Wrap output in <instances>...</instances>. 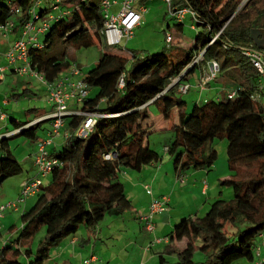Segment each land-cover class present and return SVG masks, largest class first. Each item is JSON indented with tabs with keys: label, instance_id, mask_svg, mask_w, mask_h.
Wrapping results in <instances>:
<instances>
[{
	"label": "trees",
	"instance_id": "16d2710c",
	"mask_svg": "<svg viewBox=\"0 0 264 264\" xmlns=\"http://www.w3.org/2000/svg\"><path fill=\"white\" fill-rule=\"evenodd\" d=\"M62 3L75 4L72 18L67 19L65 13L55 18L43 34L42 48H29L30 68L43 77L52 67L57 75L74 65L81 75L80 64L70 57L67 48L74 52L97 44L103 46L100 60L80 79L95 94L90 96L88 92L79 110L100 117L86 139L75 136L84 117L65 121V130L71 137L63 142L60 151L50 154L58 165L44 175L49 179L40 182L31 196L35 203L21 214L17 238L0 248V264H44L49 250L74 236L80 228L92 229L106 216L119 217L132 210L120 174L140 172L147 165L161 162V157L146 145L149 132L141 125L149 118L150 106H155L164 119L177 109V122L172 126L174 140L166 147V154L175 159L174 169L179 176L190 171H211L217 159L213 142H227L231 176L219 185L233 190L232 200L219 196L209 203L204 216L183 218L175 225L168 235L165 252L159 255L160 264L166 263L164 255L171 253L170 245L174 243L181 247L174 264L254 262L259 236L264 234V109L251 99L258 75L238 47L253 45L249 39L252 29L264 31V0H181L173 5L189 7L195 13L196 34L187 55H172L165 48L153 53L112 52L100 37L104 24L100 0H60L59 4ZM31 8V0H16L12 8L0 6V26L12 22L11 34H15L27 22L36 23L30 15ZM48 11L47 6L41 5L35 12L41 20ZM181 25L178 23L176 28ZM166 45L167 50L171 49V44ZM201 52L203 65L210 61L218 64L219 71L212 83L219 82V77L230 81L220 82L227 86L221 97L195 105L187 115L183 112L185 102L176 96V86H168ZM200 67L190 68L182 80ZM232 90L238 94L227 99L226 93ZM42 117L45 116H32L25 122L13 120V130L18 132L0 137V185L23 173L12 155L9 139L21 136L28 142H37L40 125L48 119L30 123ZM41 227L45 234L36 252L28 246L21 250ZM13 229L11 226L8 232ZM197 250L203 255L200 263L193 261ZM21 255L26 262L19 261Z\"/></svg>",
	"mask_w": 264,
	"mask_h": 264
},
{
	"label": "rangeland",
	"instance_id": "374dc122",
	"mask_svg": "<svg viewBox=\"0 0 264 264\" xmlns=\"http://www.w3.org/2000/svg\"><path fill=\"white\" fill-rule=\"evenodd\" d=\"M119 2L120 0H110ZM181 0H173L172 5L179 3ZM77 3L76 1H73ZM16 5V0H0V6H5L7 8H12ZM42 6H47L49 8L48 14H46L43 19L37 21L34 26L39 27L44 22H49L50 25L53 24V20H49L50 17L57 18L61 14L65 13L67 19L72 18L71 9L72 4L64 3L59 4L55 0H41ZM57 7L53 9V7ZM144 8L145 13L142 15V25L133 32V37L129 42L122 41L119 46H115L110 49L112 52H123L131 53L134 51L146 50L147 52H157L166 49V52L172 55H187L190 51V47L193 45L194 37L196 34L195 27L196 21H194L189 15L184 17L182 20L183 30L179 33L176 29L178 24L176 20L169 15L168 5L160 0H144L143 4H136V8ZM119 5H115L110 9L111 13H117L119 10ZM180 8V7H177ZM193 26V28H192ZM165 34H171L172 42L171 49L167 50V45L165 43ZM12 36V35H11ZM9 35V37H11ZM44 35H40V42H42ZM0 39H2L0 37ZM3 42H6L4 39ZM108 49V48H107ZM103 50L105 48L100 44H97L91 48L81 49L74 51L67 48V53L75 62H78L82 66V72L79 77H75L74 80L82 79L83 75L92 68L102 57ZM2 48H0V68L7 67V63L3 58ZM17 65H20L19 63ZM55 68L49 69L46 75H43L44 80L49 79ZM63 74L59 77L62 78ZM40 75L38 77L26 74H15L7 71L4 74L2 80H0V110L6 115L5 122H0V136L4 133L11 132L13 130V122L11 118H15L16 122H25L30 119V110H39L40 112H47V115L51 114L52 105L48 102V92L49 83L41 80ZM196 77L198 78V69H196L192 74H190L187 83L190 85V90L185 94H180L175 90L176 96L185 102L183 112L189 115L195 105H202L203 102L209 100H215L217 98L216 90L214 89V84H211L210 88H205L206 90H199L197 88V83L195 82ZM195 78V79H194ZM59 81V79H58ZM198 81V80H197ZM230 80L228 78L219 77V82L228 83ZM89 95L93 96L95 90L90 89ZM220 93V92H218ZM222 96V95H219ZM177 109L174 108L168 119L162 121L160 114L155 106L149 107V119L152 124H154L155 129H150L148 133L146 145L149 146L150 150L155 151L161 157V165L164 166L162 169V174L155 183L145 182L146 189L142 185V191L146 195L149 194L156 196H171L173 194V201L167 210L174 211L176 219H172L171 225L167 228H163L160 224L162 223L159 216L157 215L152 218L153 227H157L155 232H146L144 230V223L139 221L142 216H146L147 213H143L142 210L138 209L135 201L132 199V192L130 191V185L124 179L123 175L120 174V180L124 185L125 194L129 200H132V210L127 211L122 216L119 217H104V219L99 222L94 228H80L74 237L80 239L88 240L84 245L85 248L77 246L74 258L71 260L72 264H82V262L89 258L91 255H95L97 258H101L106 264H139V257L145 255L146 264H160L159 257L156 252H165V247L159 244L150 245L157 238L163 240L164 236H168L175 228V223L179 222L182 217L187 218L189 216L202 217L205 215L211 199V191L214 190L221 191L220 199L232 200L233 190L230 187L219 186V179L225 180L229 179L231 172L227 165V142L214 141L213 149L217 154V159L209 172L206 171H190L184 177L182 184L177 183L175 176L173 175V165L174 158L169 157L166 154V147L174 140V131L172 126L177 122ZM161 121V122H160ZM167 122V125H166ZM6 126V130L4 129ZM43 127H47L44 123ZM157 127V128H156ZM43 131H38V139H42ZM63 130L61 136H63ZM44 140V139H43ZM63 137L55 139L52 145L62 144ZM12 155L21 164L23 173L20 176L12 177L5 180L0 185V205H7L9 203L15 202L21 194L22 185L27 179H38L41 183H46L49 176H42L39 174V170L34 166L33 151L35 143L28 142L25 138L21 136L13 137L8 141ZM51 147V145H50ZM48 146L47 151L50 150ZM61 146L55 149L60 151ZM50 154V153H49ZM167 169V171L165 170ZM128 173L126 175H138L136 172L125 171ZM165 173H168V177H165ZM198 173H203L202 175H207L208 182L211 188L207 198L200 195L201 188L203 186V179L196 176ZM163 175V176H162ZM163 177V180H162ZM206 177V176H204ZM189 180V183L186 182ZM196 181V183H193ZM167 186V188H166ZM144 189V190H143ZM134 194V193H133ZM205 199V200H204ZM206 203L205 208L200 211L198 209V204ZM35 203V197H28L24 202L19 204L16 211L8 210L2 216L5 217V221L0 222V248L8 240L10 242L17 238L18 230L21 226V214L32 208ZM149 209V208H148ZM174 218V217H173ZM14 226L12 232H8V227ZM154 231V230H153ZM45 234V228L41 227L37 233L34 235L29 245H23L21 250H24L27 246L34 253L36 252L40 241L43 239ZM157 236V237H155ZM72 237V236H71ZM71 237L66 238L62 241L60 246L53 247L49 250V258L44 264H64V261L68 260L65 254L62 256L60 254L63 252V247L66 241ZM89 238V239H88ZM165 238V237H164ZM13 244V243H12ZM11 244V245H12ZM151 248L150 253L143 252L146 248ZM61 257V259L58 256ZM193 261L195 263H200L203 261V255L197 250L194 252ZM128 258V259H127ZM164 258L166 259L165 264H174L176 257L173 254L165 253ZM20 262H26L27 259L24 255L18 257ZM138 260V261H137ZM102 263V262H100ZM239 264H251L245 260L239 262Z\"/></svg>",
	"mask_w": 264,
	"mask_h": 264
},
{
	"label": "built area",
	"instance_id": "2783aa9c",
	"mask_svg": "<svg viewBox=\"0 0 264 264\" xmlns=\"http://www.w3.org/2000/svg\"><path fill=\"white\" fill-rule=\"evenodd\" d=\"M59 2L60 0H55ZM79 2H86V0H78ZM138 0H120L119 2L110 1V0H100V10L101 15L104 19L103 28L100 31V37L102 43L107 47L119 46L122 41H129L133 36V32L142 24V15L145 13V9L141 7L136 8ZM163 3L168 5V12L177 23H182L184 17L189 15L195 21V13L189 7H172L173 0H160ZM32 8L30 10L31 17L39 21V16L35 12L41 6V0H31ZM115 5H119V10L117 13H111L110 9ZM57 7H53L56 9ZM15 14H18V9L15 11ZM43 19V18H42ZM49 20H55L52 17ZM35 22H27L23 28L19 31L18 36L10 43L8 50L3 55L4 60L7 63V67L0 68V80L3 79L4 74L7 71H12L15 74H26L38 77L39 74L33 71L30 68L28 61V50L30 47L37 49L42 48V43L38 40V35H43L50 26L49 22H44L41 26H34ZM14 28L12 22H6L4 25L0 26V37L2 39L8 40L9 35L11 34ZM193 28V26H192ZM194 29V28H193ZM217 35L213 36L208 42L210 46ZM172 37L171 34H165V43L171 44ZM240 54L248 60L251 66L255 69L258 79L256 83V91L252 95L251 99L254 103L261 105L264 109V51H261L254 47L250 46H240L238 47ZM203 52L199 53L188 65H185V68L177 78L172 79L168 88L176 86V91L180 94H185L190 90V85L182 80V77L187 75L188 70L193 66H201L204 68L200 71V75L197 82V88L200 90H206L210 83L216 78L219 67L215 61H210L206 64H202ZM20 65H17V64ZM80 76V70L77 66L72 65V67L67 71V73L57 80L53 86L49 87L48 92V102L52 105V113L46 115L43 118L35 120L38 122L40 120H50L51 128L47 133V136L44 140L39 142L36 147V152L34 155V166L39 170V174L44 176L53 170L54 167L58 165L57 161L51 158L50 154L47 151V147L52 145L55 139L63 137V141H66L71 137L70 133L65 130L66 120L75 116L84 117L83 122L80 127L77 129L75 136L79 139H86L91 134L93 127L96 123L97 118L100 117L97 113H86L78 109L70 108L71 105L80 104L88 95V90L86 89L84 83L79 80H74V78ZM41 80L44 78L40 75ZM45 81V80H44ZM48 81H46L47 83ZM123 86V81L120 79L119 87ZM166 91V90H165ZM238 94L237 90L228 91L226 93L227 99H234ZM108 117V116H104ZM6 120V115L0 110V121ZM33 121V123H35ZM63 136H61V132ZM16 130L13 133H17ZM6 136V135H3ZM2 137V136H0ZM40 184V180L33 179L30 181H25L22 185V190L20 197L13 203L7 205H0V219L4 213L11 209V211H16L17 206L24 202L28 197L33 196ZM146 189V186H145ZM149 192V191H148ZM150 193V192H149ZM169 196H161L158 199H153L150 201L148 213L146 216H142L140 221L144 223V230L146 232H153L154 227L152 225V218L155 215L165 213L169 205ZM260 244L258 245L255 255L259 256L260 248L264 247V234L259 236ZM169 240L164 238L163 240H158L157 243H167ZM95 255H91L89 258L85 259L82 264H98V259ZM255 264H264V260H258Z\"/></svg>",
	"mask_w": 264,
	"mask_h": 264
},
{
	"label": "crops",
	"instance_id": "0c3cea01",
	"mask_svg": "<svg viewBox=\"0 0 264 264\" xmlns=\"http://www.w3.org/2000/svg\"><path fill=\"white\" fill-rule=\"evenodd\" d=\"M143 1L144 0H138L137 2L139 3H142L143 4ZM142 25V24H141ZM140 25V26H141ZM139 26V27H140ZM138 27V28H139ZM137 28V29H138ZM137 29H135V30H137ZM180 29V30H179ZM177 28L176 30L179 32V33H181L182 32V30H183V24L181 25V27L180 28ZM18 34H19V32H17V33H15V34H10V36L11 37H9V39L8 40H6V42H3V40L4 39H0V48H2V50H3V53L5 54V52L8 50V48H9V46H10V43L18 36ZM37 38H38V40H39V38H40V35H38L37 36ZM131 40V39H130ZM40 41V40H39ZM127 42V41H126ZM129 42V41H128ZM143 51V50H142ZM144 51H146V50H144ZM152 53V52H151ZM205 67V66H204ZM203 67V68H204ZM203 68H201V70L203 69ZM81 72H82V66H81ZM200 69H198V78H199V75H200V71H201ZM54 73H56V72H54ZM53 73V76H51V78L48 80L49 82V85H52V84H54L58 79H60L59 77L63 74V76L67 73V72H64V73H57V75L56 74H54ZM54 76H55V78H54ZM63 76H62V78H63ZM52 78H54V79H52ZM198 78L196 77V79H195V82L197 83L198 81ZM189 79V76H188V78H187V80ZM187 80H185V82H187ZM211 84H214V89L216 90V93H217V98L218 97H221V96H219V95H222V94H224L225 92H226V90H227V86H223L220 82H216V83H211ZM211 84H210V86L208 87V88H210L211 87ZM218 92H220V93H218ZM70 108H72V109H78L79 110V104H77L76 106L75 105H71V107ZM29 112H31L32 114H31V116L30 117H32V116H38V117H40V116H46L47 115V112H40L39 110H30ZM43 118V117H42ZM160 118H162V116L160 117ZM31 119V118H30ZM13 120L15 121V118H11V121L13 122ZM38 120V119H37ZM163 120H165L164 118H162V121ZM40 121H42V120H40ZM0 122H4V121H0ZM39 122V121H38ZM161 122V121H160ZM36 123V122H35ZM35 123H33V122H31L30 123V125H33V124H35ZM44 123H46L47 124V127L45 128V127H43V124ZM13 124V123H12ZM141 125H142V127L144 128V129H147V131L148 132H150V129L152 130V129H155V126H154V124H152L151 122H150V119L148 118V119H146V120H144L142 123H141ZM166 125H167V122H166ZM13 128H14V124H13ZM50 128H51V122H48V121H46V122H43L41 125H40V130L39 131H42V130H44L43 131V138L40 140V139H38L37 140V142H35V147H34V150H32L33 151V160H34V155H35V152H36V147H37V144L39 143V142H41L43 139H45L46 138V136H47V133H48V131L50 130ZM157 128V127H156ZM4 129L6 130V126H4ZM13 132H15L14 130H12L11 132H8V134H7V132L6 133H4V135H6L7 137L8 136H10V135H13V134H16V133H13ZM64 143H62V144H60V145H58V144H56V145H51V147H50V150L48 151V153H53V152H55L56 150L55 149H57V148H59V146H61L62 147V145H63ZM166 149V148H165ZM164 168V166L163 165H161V163H156V164H151V165H147L146 167H144L140 172H136L138 175H126V174H128V173H125V172H123L122 173V175H123V177H124V179L127 181V183L130 185V188L129 189H131L130 191L132 192V199H136V201H135V203H136V205L138 206V209H140V210H142L143 211V213L145 212V213H147L148 212V208H149V204H150V201H152L153 199H158V198H160L159 196H154V195H152V194H149V192H147L146 193V195L143 193V191H142V185L145 187L146 186V183L145 182H152V183H155L157 180H158V178L161 176V172H162V169ZM173 175L175 176V179H176V181H177V183H179V184H182L181 182L183 181V179H184V177L187 175V173L186 174H184V175H182V176H179L178 175V173H176L177 171L174 169V165H173ZM165 170L167 171V169L165 168ZM211 170H212V168H211ZM203 173H198L196 176H198V177H201L200 179L202 180L203 179V186H202V188H201V192H200V195L201 196H204V198L206 199L207 197H208V195H210L209 194V192H210V186H208L209 185V180H208V177H207V175H202ZM163 176V175H162ZM169 175H168V173H165V177H168ZM204 176H206V177H204ZM168 178H171V177H168ZM27 180H31V179H27ZM26 180V181H27ZM162 180H163V177H162ZM220 181H222V180H220L219 179V184H220ZM189 183V180L186 182V184H188ZM193 183H196V181H194ZM220 186V185H219ZM166 188H167V186H166ZM144 190V189H143ZM134 193V194H133ZM221 195V191H219L218 193H217V191H215L214 192V190L213 191H211V199H212V201H214L215 199H217V198H219V196ZM169 199H170V201H169V207H170V205L172 204V201H173V194H171V196H169ZM204 199V200H205ZM208 200H206V201H210L209 199L210 198H207ZM130 201H132V200H130ZM211 201V202H212ZM132 203V202H131ZM205 205H206V203L204 202V203H201V204H198V209H200V211H202L204 208H205ZM144 213V214H145ZM163 215L162 216H159L161 219L160 220H162L161 222L162 223H160L162 226H163V228L165 227H169L170 225H171V222H172V219H176V215H175V213H174V211L172 210V212L171 211H169V209H168V211H166L165 213H162ZM160 215V214H159ZM155 216H157V215H155ZM154 216V217H155ZM195 216V215H194ZM174 217V218H173ZM189 217H193V216H189ZM184 217H182L181 219H183ZM5 217H3V218H1L0 219V222H3V221H5ZM140 221V220H139ZM180 221V220H179ZM178 223V222H177ZM177 223H175V225L177 224ZM10 228V226L8 227V229ZM156 228L157 227H155L154 228V231H153V233L155 232V230H156ZM0 230H1V228H0ZM155 235H156V232H155ZM155 237H157V236H155ZM165 238H167L168 239V236H164ZM164 237H163V239H164ZM89 239V238H88ZM64 240H66V239H64ZM63 240V241H64ZM159 240V238H157L155 241H153L152 243H150V245H153V244H159L160 246L161 245H163L164 247H166L167 246V243H157V241ZM88 242V240H85V239H78V238H76V237H74V236H72L68 241H66L65 243H63L64 244V246H62L63 247V252L60 254V256H62L63 255V253L65 254V256L67 257V259L68 260H66V261H64V264H72L71 263V260L74 258V256H75V254L77 253L78 254V252L76 251V248H77V246H79V247H82V248H85V244ZM60 246V245H59ZM171 247H170V251H171V253L170 254H173L175 257H176V255L177 254H179V252L181 251V247L178 245V244H171L170 245ZM58 247V246H57ZM152 251V249L149 247L148 248V250H147V248L143 251L144 253L145 252H148V253H150ZM163 253V251H161V252H156V255L159 257V255L160 254H162ZM58 256V255H57ZM60 256H58L60 259H61V257ZM96 259H98V264H106V263H104V261H101L102 259L101 258H96ZM128 259V258H127ZM139 264H146V262H145V255H141V257H139ZM258 260H264V247H262V248H260V250H259V256H256L255 255V258H254V262H252L251 264H255V262L256 261H258ZM138 261V260H137ZM100 262H102V263H100Z\"/></svg>",
	"mask_w": 264,
	"mask_h": 264
},
{
	"label": "water",
	"instance_id": "95a60500",
	"mask_svg": "<svg viewBox=\"0 0 264 264\" xmlns=\"http://www.w3.org/2000/svg\"><path fill=\"white\" fill-rule=\"evenodd\" d=\"M249 39L251 40L254 47L261 51H264V31L259 29H252L250 31Z\"/></svg>",
	"mask_w": 264,
	"mask_h": 264
}]
</instances>
